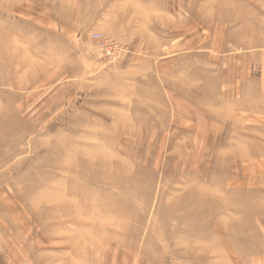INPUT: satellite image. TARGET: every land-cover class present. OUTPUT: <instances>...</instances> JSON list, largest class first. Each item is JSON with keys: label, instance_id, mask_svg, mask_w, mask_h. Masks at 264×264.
Returning a JSON list of instances; mask_svg holds the SVG:
<instances>
[{"label": "rangeland", "instance_id": "1", "mask_svg": "<svg viewBox=\"0 0 264 264\" xmlns=\"http://www.w3.org/2000/svg\"><path fill=\"white\" fill-rule=\"evenodd\" d=\"M0 264H264V0H0Z\"/></svg>", "mask_w": 264, "mask_h": 264}, {"label": "built area", "instance_id": "2", "mask_svg": "<svg viewBox=\"0 0 264 264\" xmlns=\"http://www.w3.org/2000/svg\"><path fill=\"white\" fill-rule=\"evenodd\" d=\"M94 36H95V38H98V39H99V38H101L103 35H102L101 33L97 32V33H95Z\"/></svg>", "mask_w": 264, "mask_h": 264}, {"label": "bare ground", "instance_id": "3", "mask_svg": "<svg viewBox=\"0 0 264 264\" xmlns=\"http://www.w3.org/2000/svg\"><path fill=\"white\" fill-rule=\"evenodd\" d=\"M84 188H85V187H84ZM72 189H73V188H72ZM84 190H85V189H84ZM84 190H83V191H84ZM81 191H82V190H81ZM74 192H75V190H74ZM53 207H54V206H53ZM54 208H55V207H54ZM54 208H53V209H54ZM70 208H71V207H70ZM68 209H69V208H68ZM66 210H67V209H66ZM72 213H73V212H72ZM64 215H65V214H64ZM67 215H68V214H67ZM65 216H66V215H65ZM70 216H71V215H70ZM76 216H77V215H76Z\"/></svg>", "mask_w": 264, "mask_h": 264}]
</instances>
